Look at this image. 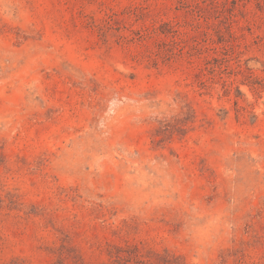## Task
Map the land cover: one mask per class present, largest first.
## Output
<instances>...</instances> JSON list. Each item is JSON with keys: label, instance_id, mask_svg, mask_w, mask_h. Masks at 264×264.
<instances>
[{"label": "rangeland", "instance_id": "374dc122", "mask_svg": "<svg viewBox=\"0 0 264 264\" xmlns=\"http://www.w3.org/2000/svg\"><path fill=\"white\" fill-rule=\"evenodd\" d=\"M0 264H264V0H0Z\"/></svg>", "mask_w": 264, "mask_h": 264}]
</instances>
